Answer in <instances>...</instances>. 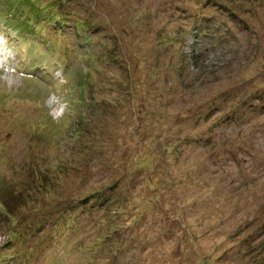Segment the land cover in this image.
Returning a JSON list of instances; mask_svg holds the SVG:
<instances>
[{
    "label": "rangeland",
    "instance_id": "obj_1",
    "mask_svg": "<svg viewBox=\"0 0 264 264\" xmlns=\"http://www.w3.org/2000/svg\"><path fill=\"white\" fill-rule=\"evenodd\" d=\"M46 1L0 0V264H264V0Z\"/></svg>",
    "mask_w": 264,
    "mask_h": 264
},
{
    "label": "trees",
    "instance_id": "obj_2",
    "mask_svg": "<svg viewBox=\"0 0 264 264\" xmlns=\"http://www.w3.org/2000/svg\"><path fill=\"white\" fill-rule=\"evenodd\" d=\"M17 2L20 3V0H16L15 6L18 5ZM20 4L21 5L23 4V6H28V5L29 6L23 7V8L21 6L20 8H18V7H14V5H10V8H15L14 12L17 13L20 18H22V20L25 22L24 26H26V28L28 30L31 29V26H29L27 19H30L33 15L37 16L38 19H41V17L44 15L43 11L48 9V7L50 5L52 6V4L47 2L46 0H22V3H20ZM28 12H32V14H30V16H29V15H27ZM46 19L47 18H45L43 20L46 21ZM48 19L51 20V18H48ZM0 200L8 208L7 203L5 202V199L0 197ZM7 212H11V210L9 209V211H7Z\"/></svg>",
    "mask_w": 264,
    "mask_h": 264
},
{
    "label": "bare ground",
    "instance_id": "obj_3",
    "mask_svg": "<svg viewBox=\"0 0 264 264\" xmlns=\"http://www.w3.org/2000/svg\"><path fill=\"white\" fill-rule=\"evenodd\" d=\"M1 43H2V41H1V39H0V48H1ZM38 60H39V59H38ZM4 262H5V261H4ZM4 262H3V263H4Z\"/></svg>",
    "mask_w": 264,
    "mask_h": 264
}]
</instances>
